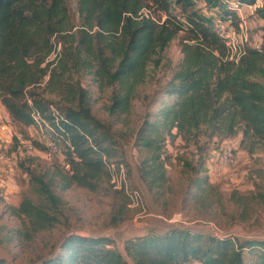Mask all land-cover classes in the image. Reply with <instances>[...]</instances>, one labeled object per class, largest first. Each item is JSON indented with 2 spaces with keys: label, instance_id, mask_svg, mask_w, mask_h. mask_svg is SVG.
I'll return each instance as SVG.
<instances>
[{
  "label": "trees",
  "instance_id": "obj_1",
  "mask_svg": "<svg viewBox=\"0 0 264 264\" xmlns=\"http://www.w3.org/2000/svg\"><path fill=\"white\" fill-rule=\"evenodd\" d=\"M204 1L208 6L219 2ZM77 11L78 19L68 0H0V99L15 122L49 127L61 166L70 165L37 173L31 157L20 161L36 195L12 208L22 222L16 238L25 241L61 221L54 177L64 188L75 184L95 190L126 166L112 122L129 115L148 65L159 66L162 53L181 33L183 57L163 91L173 99L163 101L152 117L148 114L134 137L143 154L140 177L148 189L157 191L168 182L169 140L198 143L206 136L199 165L183 161L197 172H207V159L236 136L249 154L264 151V7L255 14L263 21L261 43L248 45L238 61L229 58L225 40L210 27L214 16L202 14L196 0H77ZM227 13L236 24L237 13ZM85 75L101 92L111 90L110 121L93 113L92 93L81 81ZM42 85L57 101L37 92ZM209 145L212 151L205 149ZM193 185L200 191L194 201L212 188L208 177H197ZM125 251L129 259L109 236L68 232L59 249L39 264H264V240L187 228L132 236ZM0 264L8 263L0 257Z\"/></svg>",
  "mask_w": 264,
  "mask_h": 264
},
{
  "label": "rangeland",
  "instance_id": "obj_2",
  "mask_svg": "<svg viewBox=\"0 0 264 264\" xmlns=\"http://www.w3.org/2000/svg\"><path fill=\"white\" fill-rule=\"evenodd\" d=\"M214 7L208 6L204 0H196V8L206 16ZM216 7V16L209 22L211 28L215 20L225 24L236 22L222 3L217 2ZM68 8L78 19L77 0H68ZM242 14L249 27L248 45H259L261 26L257 16L253 17L247 8ZM182 35L173 39L162 53L159 66L148 65L147 78L138 88L129 115L112 122L121 146L120 159L130 169V178H126L125 165L113 174L114 181L105 178L95 190L75 184L64 188L62 181L54 177L53 188L62 200L61 221L52 229L37 234L31 241L16 238V229L22 227V222L12 212V208L19 206L24 197L36 200L29 176L20 167V161L29 156L32 159L31 168L37 173H44L61 166L63 158L60 153L48 158L44 154L51 138L49 127L15 122L4 106V121L12 126L10 133H23V142L15 136L9 142L0 139V257L8 264H39L59 249L68 232L109 236L127 259L125 241L150 230L164 234L171 229L187 228L220 237L264 240V151L249 154L238 146V136L225 140L221 145L223 149L207 159L204 163L208 166L207 172L190 170L183 164L187 160L199 165L200 147L206 141L205 135L201 136L200 143L193 139L169 140L167 151L172 154V161L167 167L168 182L164 188L150 191L140 177L138 165L143 154L135 146L134 137L148 114L152 117L163 101L173 99L163 91L183 57L180 45ZM57 49H60V44ZM55 54L52 53L50 58ZM81 81L92 93L93 113L105 122L110 121L106 105L111 90L101 92L88 75L81 76ZM37 92L45 98L58 99L55 94L44 90L43 85ZM209 146L205 149L212 151ZM25 163L28 162L25 160ZM61 167L66 169L64 164ZM197 177H208L212 188L207 196H200L194 201V195H200L199 189L193 185Z\"/></svg>",
  "mask_w": 264,
  "mask_h": 264
},
{
  "label": "built area",
  "instance_id": "obj_3",
  "mask_svg": "<svg viewBox=\"0 0 264 264\" xmlns=\"http://www.w3.org/2000/svg\"><path fill=\"white\" fill-rule=\"evenodd\" d=\"M219 3H222L226 9L233 10L237 13L239 19L236 24H233L232 21L230 23L225 24L222 21L215 20L213 21V29L219 34L224 40L225 44L228 48L229 58L235 61H238L239 58L245 53L246 47L250 42L249 38V27L248 22L242 11L247 8L249 9V13L251 15L256 14V10L258 8L264 7V0H255L252 3H243L240 0H219ZM31 102L30 99H28ZM3 109L4 104L0 99V139L1 141L9 142L12 136H15L17 140L23 142V133L14 131V133H10L12 130V126L4 121L3 117ZM38 115H35V118L38 119ZM15 123V122H14ZM14 134V135H13ZM44 154L48 157L56 156L59 154V146L58 144L49 139L47 142V149ZM224 157H228V154L225 153ZM66 169L70 168L68 163H64ZM125 176V175H123ZM114 177L112 181H114Z\"/></svg>",
  "mask_w": 264,
  "mask_h": 264
},
{
  "label": "crops",
  "instance_id": "obj_4",
  "mask_svg": "<svg viewBox=\"0 0 264 264\" xmlns=\"http://www.w3.org/2000/svg\"><path fill=\"white\" fill-rule=\"evenodd\" d=\"M216 10H217V7L215 6V7L211 10V12L208 13V16H216ZM253 17H255V15H253ZM257 18H258V17H257ZM257 20H258V22L260 23V26H262V25H263V21L260 20L259 18H258ZM260 31H261V29H260ZM261 33H262V31H261ZM258 42L261 43V34H260V40H258ZM255 45H256V44H254V46H255Z\"/></svg>",
  "mask_w": 264,
  "mask_h": 264
}]
</instances>
